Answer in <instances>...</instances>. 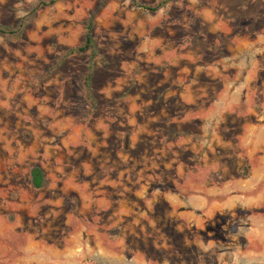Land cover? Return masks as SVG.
<instances>
[{"label": "rangeland", "instance_id": "rangeland-1", "mask_svg": "<svg viewBox=\"0 0 264 264\" xmlns=\"http://www.w3.org/2000/svg\"><path fill=\"white\" fill-rule=\"evenodd\" d=\"M0 31V264H264V0H0Z\"/></svg>", "mask_w": 264, "mask_h": 264}, {"label": "trees", "instance_id": "trees-1", "mask_svg": "<svg viewBox=\"0 0 264 264\" xmlns=\"http://www.w3.org/2000/svg\"><path fill=\"white\" fill-rule=\"evenodd\" d=\"M149 9L152 11H156L157 7L156 8H149ZM88 28H89L90 32L88 33V36L86 38V45H84L83 47H80L78 49H72L71 53L84 52L86 49H88L90 46L93 45V38H92V33H91L92 25H90ZM4 32L5 31H0V33H4ZM89 78H91V77H89ZM89 81H90V79H88V82ZM31 176H32V182L36 187L39 188V187L43 186V184L45 182V177H44L42 169L35 168L32 171Z\"/></svg>", "mask_w": 264, "mask_h": 264}]
</instances>
